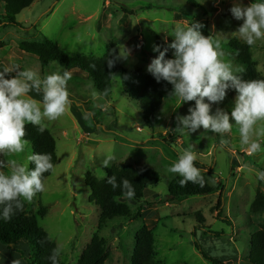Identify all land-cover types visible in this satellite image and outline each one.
<instances>
[{
    "label": "rangeland",
    "instance_id": "374dc122",
    "mask_svg": "<svg viewBox=\"0 0 264 264\" xmlns=\"http://www.w3.org/2000/svg\"><path fill=\"white\" fill-rule=\"evenodd\" d=\"M234 2L35 0L17 15L21 27L0 24V66L19 65L20 70L30 68L42 77L53 71H66L58 62L43 66L37 57L20 55L22 41H40L47 37L56 41L69 56L100 58L109 45H116L122 52L124 46L130 54L127 59H121V66L131 73L147 72V66L158 55L153 51L157 37L173 40L171 34L176 24L194 22L202 25L204 35L221 40L223 59L237 68L231 41L244 42L235 33L243 21L236 20L230 12ZM251 2L243 0L245 5ZM3 11L0 5V18L4 17ZM251 51L257 70L264 75V40H258ZM70 77L67 83L70 103L65 113L55 121H46V128L57 142V164L43 182L45 190L27 201L29 212L38 217L40 225L58 245L63 263H78L98 234L106 239L108 258L104 264H129L136 235L143 226H148L155 233L157 264H213L202 256L196 242L210 257L227 264H250L245 260L250 251V238L264 222V213L260 215L251 209L257 192H264V182L256 175L264 171V153L249 154L242 149L235 124L223 136L202 127L195 133L177 128L176 116L187 114L195 101L183 103L169 93L156 112L152 129L143 119L141 101L130 98L129 87L120 72L114 74L112 92L106 97L99 93L88 72L76 69ZM29 95L42 100V95L34 91ZM235 95V91L229 90L219 107L231 111ZM216 107L213 106V111ZM190 146L197 156L195 166L208 178L209 184L216 189L226 186L223 217L218 216L215 208L220 190L189 197L180 203L161 201L169 194L171 181L179 176L168 169L178 160V153ZM32 153L33 146L28 143L24 152L0 155V158L24 164ZM108 153L115 156L109 166L147 165L158 171L161 180L145 191L144 200L152 205L145 204L141 214L137 213L136 202L127 201L134 214L132 219L117 217L100 227L101 208L90 199L92 192L86 185V176L88 171L100 179L106 176L103 160ZM0 171L10 174V168ZM197 213L206 219L210 230L225 234L205 236L199 229ZM224 217L230 218V225ZM18 248L29 251L25 240ZM214 252L226 255L214 257ZM6 255L0 248V264H13V258Z\"/></svg>",
    "mask_w": 264,
    "mask_h": 264
},
{
    "label": "clouds",
    "instance_id": "9594fccd",
    "mask_svg": "<svg viewBox=\"0 0 264 264\" xmlns=\"http://www.w3.org/2000/svg\"><path fill=\"white\" fill-rule=\"evenodd\" d=\"M232 16L243 23L235 33L248 46L264 40V0H252L245 5L236 0L230 9ZM200 23L176 24L171 36L174 39L158 53L147 66V71L159 83L166 81L172 85L170 97L183 103L195 101L188 113L177 115V128L195 133L201 127L205 131L223 136L238 126L239 143L249 154L264 153V79H244L243 69L234 68L230 61L223 59L220 39L204 35ZM120 48V47H119ZM108 59L112 67L117 60L127 59L129 49ZM169 50L172 56H168ZM115 53V50H113ZM67 71H53L43 77L36 70H20L19 65L0 66V155L18 154L29 143L25 137V125L32 124L43 133L46 121L61 117L70 103ZM229 90L235 91L231 111L220 104L226 99ZM42 95L37 100L30 92ZM216 105L215 111L213 106ZM169 172L182 177L183 187L187 183L205 185V178L195 166L197 156L191 146L178 153ZM115 159L108 153L103 160L108 167ZM34 165L29 167L28 165ZM52 157L48 153H32L27 163L0 158V169L10 168V174L0 171V220L9 221L17 211L22 210L25 201H31L36 193L45 190L43 174L53 169ZM257 179L264 182V171L257 172ZM107 183L121 189L125 197L134 199L132 183L123 178L119 182L115 175L107 177ZM59 253L54 250L49 256L50 264H58Z\"/></svg>",
    "mask_w": 264,
    "mask_h": 264
},
{
    "label": "trees",
    "instance_id": "16d2710c",
    "mask_svg": "<svg viewBox=\"0 0 264 264\" xmlns=\"http://www.w3.org/2000/svg\"><path fill=\"white\" fill-rule=\"evenodd\" d=\"M34 2L35 0H0V5L4 9V17L0 18V24H13L21 27V24L17 21V15L30 7ZM156 41L157 45H160L161 50H163L167 46V43H170L172 40L164 41L157 37ZM231 45V54L239 64L237 68L243 69L239 74L244 79H264V75L257 70L252 60L251 46H248L246 43H241L237 39H233ZM113 50H115V53ZM19 52L21 56L30 55L37 57L43 66H47L53 62L63 64L69 74L76 71V69L88 72L92 76L99 93L105 97L109 96L112 92L114 74L120 72L129 87L130 98L141 101L143 119L147 126L152 129L155 127L156 112L162 106L165 97L172 91L171 84L166 81L158 83L148 71L131 73L121 66V59L117 60L112 67H109L107 63L108 59H115V54L119 53L118 47L114 44L109 45L106 54L100 58L86 55L69 56L56 41L47 37L40 41H22L19 45ZM168 56H172L171 50H169ZM24 139L32 144L33 153L50 154L55 167L58 161L56 152L57 142L48 128H45V131L41 133L36 126L26 124ZM31 167H34V165L30 164ZM104 168L106 170V176L102 179L95 176L91 171H88L86 176V185L90 187L92 192L90 199L92 202H96L101 208L100 227L107 221L117 217L132 219L134 214L131 211V207L127 204V201L137 203L138 214H141L145 204L152 205L150 202L144 200V198L147 188L156 186L161 180V176L156 169L147 165L135 167L131 164H114ZM53 169L43 174V182L51 175ZM112 175L117 177L118 182L123 178H127L132 183L135 189L134 199H127L121 189L114 190L107 183V177ZM203 176L205 178V185L203 187L191 182L182 187L179 183L182 177H175L168 187L169 194L165 200L162 199L161 201L166 203H180L189 197L205 196L216 190H220L215 208L218 216L223 217L222 206L224 204L226 186H221L216 189L209 184L208 178L205 175ZM251 209L254 213L260 215L264 213L263 191L259 190L257 192L251 204ZM197 215L199 216V229L203 231L205 236H222L225 234L224 231L210 230L202 214L197 213ZM223 220L229 225L231 224L229 217H224ZM197 229L198 227L196 226L194 234ZM24 240L28 243V252L18 248L20 242ZM0 243L9 249L11 254L20 253L27 264H50L49 256L53 251L56 250L59 253L58 245L40 225L38 217L29 212L27 201L24 202L23 209L17 211L11 220H0ZM196 247L202 256L213 264H227L218 258H213L206 254L198 242H196ZM156 255L154 230L148 226H143L136 235L129 264H157ZM107 258L106 239L95 234L76 264H104ZM57 260L58 264H64L60 258V254ZM245 260L250 264H264V222L261 223L256 233L251 236L250 251L245 257Z\"/></svg>",
    "mask_w": 264,
    "mask_h": 264
},
{
    "label": "crops",
    "instance_id": "0c3cea01",
    "mask_svg": "<svg viewBox=\"0 0 264 264\" xmlns=\"http://www.w3.org/2000/svg\"><path fill=\"white\" fill-rule=\"evenodd\" d=\"M5 65H7V64H5ZM201 232L203 233V231H201ZM2 245L3 244L1 243L0 244V246H1L0 248L4 249V253L7 254L6 256H10V257L13 258V261H14L13 264H25L24 261H23V259L21 258L20 253H15V254L11 255L10 251L8 250V248L5 245L4 246H2ZM232 245H233V242H232ZM212 255L214 257H218L219 255L224 256L226 254H223V252L222 253H220V252H218V253L214 252Z\"/></svg>",
    "mask_w": 264,
    "mask_h": 264
}]
</instances>
